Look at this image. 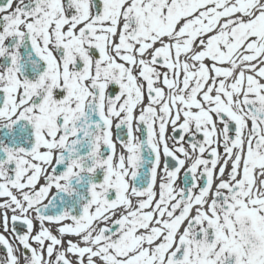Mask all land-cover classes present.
<instances>
[{
	"label": "snow or ice",
	"instance_id": "obj_1",
	"mask_svg": "<svg viewBox=\"0 0 264 264\" xmlns=\"http://www.w3.org/2000/svg\"><path fill=\"white\" fill-rule=\"evenodd\" d=\"M0 264H264V0H0Z\"/></svg>",
	"mask_w": 264,
	"mask_h": 264
}]
</instances>
